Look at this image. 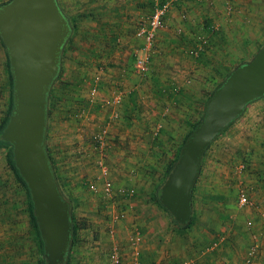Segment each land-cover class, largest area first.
Returning <instances> with one entry per match:
<instances>
[{"label": "rangeland", "instance_id": "rangeland-1", "mask_svg": "<svg viewBox=\"0 0 264 264\" xmlns=\"http://www.w3.org/2000/svg\"><path fill=\"white\" fill-rule=\"evenodd\" d=\"M58 1L65 13L76 18L78 24L63 48V73L53 90V111L48 127L49 149L57 163L61 189L67 198H79V202H75V212L80 232L73 246V264H111L109 249L114 242L122 245L126 263L132 264L129 245L132 237H139V246L147 240L150 243L160 240L158 262L169 253L161 244L174 248L181 242L182 246L191 243L194 247H201L203 232L208 231L211 235V230H216L218 238L215 239L222 241L221 226L228 221L225 217H220L219 222L213 221L207 212L199 213L192 226L180 234L174 229L169 211L154 201L152 191L162 181L165 167L175 157L186 132L202 112L204 114L208 94L228 70L253 57L252 53L243 54L242 48L249 49L255 41L257 43L255 38L259 35H262L263 43L264 0H257L252 7L238 1L232 4L230 13L225 8V0L206 3L207 9L212 5L213 12L209 17L215 15L216 20L206 32L209 37L206 48L198 55L188 53L184 46L178 58L173 51L166 56L165 49L171 50L173 46L169 42L164 48L160 44L164 33L158 31L151 68L145 73L138 72L134 65L136 54L143 46V39L136 36L137 24L143 16L138 13L137 17L128 19L132 16L127 6L130 0ZM115 5L126 6L124 13L128 17L123 21L126 23L116 24L114 18H110ZM149 7L152 8L151 3ZM235 18L238 20L233 22ZM105 32L117 35V39L111 41V35L105 38ZM172 33L175 34L173 30ZM105 47L109 49L105 50ZM4 51L0 41V120L9 97ZM96 81L102 87L93 94ZM68 82L73 92L67 90L66 94L63 86ZM115 89L124 92L121 102L113 101ZM132 91H136L139 97L135 116L130 113ZM255 101L257 99L249 102L246 111L210 143L215 149L207 148L213 153V170L222 178L229 176L230 167L239 172L236 166L242 160L247 163L245 170L254 160L263 162L264 167V117L261 115L264 104L253 107ZM112 113L117 115L111 117ZM108 121L111 135L107 161L112 178L117 185L134 184L136 187L131 201L118 200L115 207L108 205L86 182L97 174L95 159L98 152L93 136ZM134 127L138 132L131 133L128 129ZM5 152L4 148L0 149V264H38L24 195L7 166ZM230 160L238 161L233 165ZM198 175H204L203 167ZM119 180L130 182L121 183ZM5 189L8 191L3 195ZM231 196L235 197L234 202L237 200V206L243 208L236 196ZM5 197L9 198L7 206ZM13 201H17V207L11 205ZM217 202L221 203L217 208H223L221 205L225 204V199ZM122 209L126 210L125 215L117 216ZM203 209L208 211L210 208L205 203ZM137 231L139 234H135ZM145 231L150 232L149 239ZM139 257L143 262L142 253Z\"/></svg>", "mask_w": 264, "mask_h": 264}, {"label": "water", "instance_id": "water-1", "mask_svg": "<svg viewBox=\"0 0 264 264\" xmlns=\"http://www.w3.org/2000/svg\"><path fill=\"white\" fill-rule=\"evenodd\" d=\"M71 33L58 0L0 4V36L14 77V108L2 137L12 142L16 164L31 190L47 264H65L72 243L73 205L60 187L46 146L49 93ZM262 95L264 41L207 99L202 119L185 139L162 185V201L179 223H187L193 213L192 189L204 151L249 102Z\"/></svg>", "mask_w": 264, "mask_h": 264}, {"label": "crops", "instance_id": "crops-1", "mask_svg": "<svg viewBox=\"0 0 264 264\" xmlns=\"http://www.w3.org/2000/svg\"><path fill=\"white\" fill-rule=\"evenodd\" d=\"M130 1L131 2L127 4L130 8V12H132V16L128 18L129 20L137 17L138 13H141L140 16L143 17L144 15L146 16L151 13L152 10L149 5L152 0ZM227 1L231 2L233 5L238 1H242L247 5V7H252L257 2V0H225L224 2L226 3ZM206 3H210V0H182V2L175 4L168 16L167 25L159 29L160 33H164V37L161 39L160 44L166 48L165 45H168L169 42H171V45L173 46V49L171 50L165 49V53H168L165 54L166 56H170L173 51L175 56L178 58L184 46H186L187 49L189 47L196 46L200 41V37L205 38L204 46L206 48L207 41L209 40L206 32L213 25L212 21L216 20L215 15H212L213 18L209 17L213 12L211 10L212 5L209 6L210 9H207L206 7L208 6L206 5L208 4ZM114 7L113 12L110 13V18H114L116 24L126 23L123 22L124 19L128 17L127 14L124 13V11L126 12V6L120 8L115 5ZM148 7L150 10L144 14V10ZM183 11H185L186 16H182L181 13ZM237 20L238 18H235L233 22H236ZM106 24L108 23L106 22ZM172 30L175 34L172 33ZM201 31H204V34ZM107 35L109 37L110 35L111 37L115 36V39H117V35H114L111 32ZM193 35L194 37H192ZM195 35L198 36V39ZM255 39L257 40V43L255 41V44H253L249 49L247 48L248 51L247 49L242 48L243 54H255L256 49L261 47L262 35H259V37ZM99 87H102L101 83L99 84ZM132 93L134 94L132 96V105H130L132 110L130 113L135 116V103H137L139 97L136 96V91H132L130 95ZM127 101L129 102L130 100L128 99ZM255 102L257 103H255L256 105H253V107L264 104V96L258 97ZM130 113L129 116L131 115ZM261 115L264 117V113ZM135 124L136 121H134V125ZM128 130H131V133L138 132L137 127L132 129L130 128ZM208 147L215 149V146L212 144ZM207 148L203 153L201 162L204 175H200V177L198 175L194 184L192 200L193 210L196 208L197 214L202 212L211 214L213 221L219 220V222H221L220 217H225L228 220L225 222V226H221L223 227L221 229L222 234L220 235L223 236L221 237L222 241H218L216 246L209 247L212 240L218 236L216 234V230H211L212 236L208 231L203 232V238L200 241L203 242L201 247H194L191 243H186L182 246L180 241V243H177L174 248L168 246L167 244H161L165 246L163 248H165L169 253H166L167 256H165L161 262H158L157 245L160 243V240L152 243L147 240L145 243L143 242V244H141L143 264H181L184 259H191V264H247L245 262V257L249 246L253 243L258 244L259 251L255 255L253 262L250 264H264V167L261 165L263 162H259L258 160H254L253 162L250 161V165L248 167L249 169L245 170L242 174L237 172L235 167H230L229 176L227 174V177L222 178L214 172L215 170H213L212 167L214 162L211 159L213 153H211L212 151ZM237 161L238 160H234L233 165H235V162ZM125 181L130 182L127 180ZM125 181L120 182L124 183ZM240 186H246L248 188L249 194L254 201V205L251 204L240 208V206H237V200L234 202L235 197H232L231 194L235 195L236 199H238ZM221 199H225V204L221 205L223 208H217V205L221 204L217 201ZM205 203L210 208L208 211L203 209V204ZM219 222H217L216 229L218 228ZM144 233H148L147 235L149 239L150 232L145 231Z\"/></svg>", "mask_w": 264, "mask_h": 264}, {"label": "built area", "instance_id": "built-area-1", "mask_svg": "<svg viewBox=\"0 0 264 264\" xmlns=\"http://www.w3.org/2000/svg\"><path fill=\"white\" fill-rule=\"evenodd\" d=\"M182 2V0H155V6L150 14L146 17H142L136 28V36L143 39V46L138 50L134 65L138 72L145 73L148 72L152 64V52L154 50L157 32L160 28L167 25L168 16L175 6V4ZM225 8L230 13L233 11V5L231 2L227 1ZM182 16H186L185 11H183ZM205 38L200 37V41L196 46L189 47L187 49L188 53L192 55H198L201 53L205 46ZM97 78H100L97 76ZM99 82L96 81L92 88V93L95 94L99 90ZM123 90L115 89L113 94L114 102H121L123 98ZM117 114L112 113L111 117ZM111 130L110 122H105L102 128L96 132L93 136V141L95 148L97 149L98 156L95 159V165L97 167V174L93 178L87 179V185L95 193H99L103 200L107 201L108 205L115 207L118 200H128L134 198L136 194V187L134 184H116L111 175V168L107 161L108 158V142ZM157 133V132H156ZM247 163L245 161H240L236 166V169L240 171L245 170ZM239 204L243 207L248 205H254V201L249 194V190L246 186H240L239 190ZM126 210L122 209L117 214V216H124ZM135 234H139L137 231ZM139 237H132L131 243H129L131 248V262L132 264H142L140 261V254L142 253V246L140 245ZM218 244L215 239L211 242L209 247H213ZM259 251V246L257 243H253L249 246L247 255L245 257V262L250 264L253 262L255 255ZM125 251L119 242H114L109 249V260L111 264H129L125 261ZM191 259H184L181 264H191Z\"/></svg>", "mask_w": 264, "mask_h": 264}, {"label": "trees", "instance_id": "trees-1", "mask_svg": "<svg viewBox=\"0 0 264 264\" xmlns=\"http://www.w3.org/2000/svg\"><path fill=\"white\" fill-rule=\"evenodd\" d=\"M8 1L9 0H0V4L6 3ZM151 5H152L151 10H153V8L155 6V1L154 0L151 1ZM62 10H63V8H62ZM63 12L65 13L64 10H63ZM66 16L68 17V19L70 21V25L72 27V33L69 36V38L67 39V41H66V43H67L71 39L73 33L76 32L78 24H77V19L76 18L70 17L67 14H66ZM104 35H105V38H106V36H107L106 32H105ZM0 41H1L2 45H3V47L5 48L6 56H5V61H4V70H5V73L7 75V81L6 82H7L8 89H9V97H8V102H7V105H6L5 113H4V115L2 116V118L0 120V149L4 148L6 150L5 158H6L7 166L11 170V173H12V175H13L15 181H16V184L18 186V189L21 192H23V195H24L23 201H24L25 206H26L25 208L27 209V212L29 214V222H30V227H31L30 229H31V231L34 234V239H35V243H36V247H37L38 264H47V259H46V256H45V243H44V240L42 238V233H41V230H40V226H39V222H38V219H37V215L35 214V208L36 207L34 206L31 190L29 188V185H28L26 179L24 178V176L22 175L20 169L18 168V166L16 164V159H15V156H14V149H13L12 142L7 140V139H4L2 137V132H3L4 128H5V126L7 125L8 121L10 119V115H11V113L13 111V108H14V77H13L12 70H11L10 57H9L6 45H5V43H4V41H3L1 36H0ZM111 41H115V36L111 37ZM64 47H65V45H64ZM108 49L109 48L105 47V50H108ZM243 62H245V61H243ZM230 71H231V69L227 71V73L224 76V78L221 79V81H219L217 83V85H215V87L212 89V91L208 94L207 98L204 101V108H205V104H206L207 99L212 95L214 90L223 82V80L225 79V77L228 75V73ZM62 73H63V64H62V61H61L59 74L57 75V77H56V79H55V81H54V83H53V85L51 87L50 93H49L48 125H47V133H46V139H47L46 140L47 141L46 146H47L48 154H49V157H50V161H51V163L53 165L56 177H57L58 182L60 184V187H62V186H61V182H60L59 172L57 170V163H56V160L52 156V154L50 152V149H49L48 127H49V118H50V115H51V113L53 111V106H52L53 105L52 104L53 103L52 99L54 97L53 90L56 87L55 85H56L57 81L59 80V78L61 77ZM63 87H64V93L68 94V91L73 92L71 90L72 87H71V84H69V82L67 83L66 86H63ZM131 95L133 96V94H131ZM202 117H203V112H202V115L200 116V118L197 119L192 124L191 128L184 135V137L182 139V142L179 144L178 150L175 153V157L165 167V173H164V176L162 178V181H160L156 185V187L153 189V191H152V195H153L154 201L159 203L160 205H162L164 208H166L169 211V213L172 216V224H174V229L177 230V231H180V234L184 233V230H186L187 228L192 226V224L195 222L196 217H197V209L194 208L193 213L191 214L190 220L187 223H185V224L179 223L178 221H176L174 219V216L171 213V210L163 203L162 197H161V190H162L163 183L165 182V180L167 179L169 173L171 172V170L173 169V167L175 165V161H176V159L179 156V151H180V148H181L182 144L184 143V141L187 138V136L194 129V127L197 125V123L202 119ZM233 121H231L230 123H232ZM226 127L223 130H225ZM2 185H3V183H2ZM193 189H194V186H193ZM6 191H8V189H5V191L2 194L4 195L6 193ZM193 192H194V190H193ZM68 199L70 200L71 204L73 205V209H71V217H72V222H73V232H72V243H71L70 251L68 253L67 261H66L65 264H73V254H72L73 246L76 244L77 239L79 237V232H80V224H79L76 212H75V209H76V203L75 202H77V201L79 202V198H75V197H70L69 198L68 197ZM4 200L6 202L5 206H7L9 204V198L5 197ZM106 203H107V201H106ZM11 205L13 207H17V201H13V203ZM194 205H195V203H194Z\"/></svg>", "mask_w": 264, "mask_h": 264}]
</instances>
